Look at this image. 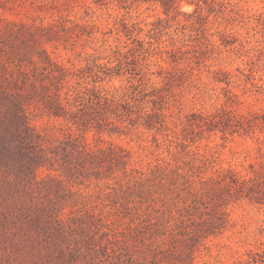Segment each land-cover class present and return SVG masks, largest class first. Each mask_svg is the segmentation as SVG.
<instances>
[{"label":"rangeland","instance_id":"1","mask_svg":"<svg viewBox=\"0 0 264 264\" xmlns=\"http://www.w3.org/2000/svg\"><path fill=\"white\" fill-rule=\"evenodd\" d=\"M66 18L88 32L40 45L69 72V84H94L141 117L121 132L83 131L24 102L43 146L73 133L91 148L121 146L129 161L124 172L63 180L61 196L31 192L27 205L44 201L59 213L62 240L34 241L33 212L18 219L14 191L0 192L9 207L3 224L0 218V264H264V204L210 188L222 173L247 176L251 163H264V128L223 137L188 133L186 123L191 112L222 106L264 109V0H176L168 11L159 3L92 0H6L0 7L1 24L25 23L32 31ZM146 115L152 127L143 124ZM54 168L38 167L37 180L60 179ZM214 211L225 226L205 235L200 229Z\"/></svg>","mask_w":264,"mask_h":264},{"label":"trees","instance_id":"2","mask_svg":"<svg viewBox=\"0 0 264 264\" xmlns=\"http://www.w3.org/2000/svg\"><path fill=\"white\" fill-rule=\"evenodd\" d=\"M5 2L0 0V7H4ZM92 2L100 5L114 2L122 6L159 3L168 11L176 0ZM68 21L66 18L58 21L59 24L53 22L38 26L35 31L25 23H0V192L6 188L14 191L19 202L14 205L20 213L18 219L24 220L33 212V240L39 244L47 238L62 240L65 229L59 213L48 202L38 200L31 205L26 204V198L32 191L44 188L61 196L59 191L68 188L62 185L63 180L81 183L90 177H105L114 169L122 168L124 172L129 155L116 145L91 148L73 133L60 138L57 144L43 146L40 134L27 121L24 102L33 100L48 115L61 118L83 131L94 128L98 132H121L125 122L133 124L136 118L141 117L129 101L108 96L94 84L90 87L69 84V72L55 63L40 45L42 39L67 41L88 32L77 22L70 21L72 24L69 25ZM122 27L126 34H131L132 29L126 23H122ZM91 75L93 82L99 77L97 72ZM149 116L146 115L143 124L152 127L153 122L146 119ZM186 123L188 133L197 130V133L218 131L223 137L249 135L264 128V109L241 113L222 106L208 114L191 112ZM54 162L57 168L53 167ZM40 166L57 169L58 175L64 179L49 175L47 179L37 180L35 171ZM249 167L251 170L247 176L233 171L222 173L211 180L210 188L222 190L221 197H245L251 202L264 204V163L257 167L251 163ZM0 207V223L3 224L6 221L5 210L9 208L6 200L0 201ZM209 217L203 221L206 227L200 229L205 235L221 230L226 223L220 212L214 211ZM200 235L203 234H192L194 238Z\"/></svg>","mask_w":264,"mask_h":264}]
</instances>
